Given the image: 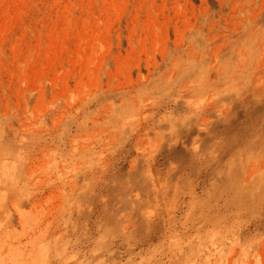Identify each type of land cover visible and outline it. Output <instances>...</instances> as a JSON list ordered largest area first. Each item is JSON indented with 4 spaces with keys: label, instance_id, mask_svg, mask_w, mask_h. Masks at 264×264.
I'll return each instance as SVG.
<instances>
[{
    "label": "rangeland",
    "instance_id": "rangeland-1",
    "mask_svg": "<svg viewBox=\"0 0 264 264\" xmlns=\"http://www.w3.org/2000/svg\"><path fill=\"white\" fill-rule=\"evenodd\" d=\"M0 264H264V0H0Z\"/></svg>",
    "mask_w": 264,
    "mask_h": 264
}]
</instances>
